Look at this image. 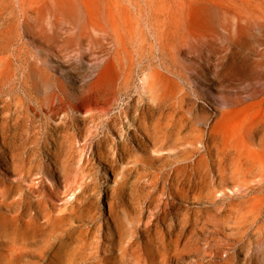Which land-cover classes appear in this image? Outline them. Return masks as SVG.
<instances>
[{
	"label": "rangeland",
	"instance_id": "1",
	"mask_svg": "<svg viewBox=\"0 0 264 264\" xmlns=\"http://www.w3.org/2000/svg\"><path fill=\"white\" fill-rule=\"evenodd\" d=\"M251 1L0 0V58L1 60L13 58L16 63V65L7 66V69L20 74L27 68L25 62H28L36 74H47L59 79L70 92H75L79 96L80 113L78 115L84 117L80 120L85 125V132L83 137H75L74 148L76 151L81 149L82 157L90 153L91 160L83 162L81 159L79 162L71 163L69 168H62V158L57 157L58 147L50 139L47 142L49 151L43 153L42 150H45L43 147L42 150L32 151L33 159L48 155V167L53 169V173L43 175L41 186H44L49 199L61 205L68 204L80 192L82 195L80 200H83L88 205L89 212L96 216L102 246L107 242L105 236L108 233H114L116 228L129 232L137 229L138 225L148 226L144 227V235L137 239L138 246L127 250L133 263L161 264L158 262L157 255L151 256L142 247L146 245V233L161 231V225L154 220L151 224V220L163 207L168 206L172 211L180 210L181 213L190 210L188 213L191 219L195 216L193 212H200V210L206 212V220L200 222L202 226L195 228L201 238L209 236L211 254L217 249L210 259L212 264H264V238L261 239L264 237V131H262L264 127V0ZM64 2L74 4L78 11L76 18L69 13V17L66 15L67 9ZM256 7L259 12L255 9ZM109 19L113 21L109 22ZM231 19H235V23ZM102 22H106L107 25ZM98 24L111 30V36L115 39L118 38L123 42L125 39L124 49L126 50L121 49L117 54L110 56L103 55L100 57L102 60L94 61L87 47V39H79L76 31L81 25L82 29L88 31L93 37H97L101 28ZM83 25H85L84 28ZM114 25L116 28L119 27L118 30L115 29V33L112 32ZM123 30L126 32L124 33ZM128 38L130 41L127 40ZM186 40L204 41V45L199 48L201 51L193 48L195 50L191 54L187 49H178V45ZM210 41L213 48L210 44L207 46ZM209 55L210 58H208ZM160 57L169 64L175 61V65L177 63L176 66L182 73L185 71V74L194 75L200 71L207 73L205 79L196 77L191 79L190 83L185 82L184 79L175 81L165 79L166 83L167 81L169 83L163 82L166 84L164 89L169 93L168 96L173 95L176 101L182 96L183 91H187L189 96L192 95L190 96L192 100L188 97L184 100L186 103L184 105L190 107L193 113L186 114L188 123L192 122V115L200 114L202 109H205L212 115H219L225 111L226 113L222 112V115L224 117L228 115L226 117L228 129L237 128L236 130L243 133V137L245 136L243 138L245 142H247L245 134L255 127L254 130L261 129L259 138L263 139L256 137L257 143L254 147L252 146L259 155L257 157L255 154L254 157L255 165L252 173H255L251 175L250 172L246 177L240 178L241 190L247 192V195L241 199L256 195L260 197L259 202H263L255 209L258 212V220L255 224L249 222L248 213L226 206V199L221 203L212 204L210 209H207L206 203L199 199L190 201L177 196L171 197L172 205L165 204L164 198L168 197L162 193L161 187L167 183V180L162 181L159 176L178 162L177 159L172 158L171 144L165 142L164 146H159L153 133L151 135L135 127L131 121L128 123L120 112V107L126 100L130 101V108L136 103L135 86H138L140 68L148 63H158ZM106 59H113L114 63L105 62ZM97 61L100 62L99 67L95 66ZM132 61L133 70L129 65ZM2 62L0 66H4ZM117 62L122 63V68L117 66ZM116 71L120 73V78H123L124 73L130 74V77L128 76L126 96L124 98L120 96L117 101H114L104 95L102 81L114 75ZM178 82H181L180 85ZM50 83L54 84L58 81L52 79ZM173 83H177L174 84V90ZM170 86L172 87L169 88ZM36 88L38 90H35L34 95L39 98L44 94L45 85L43 82H38ZM194 91L199 97H196ZM13 94H3L2 98L10 102V96ZM191 104H193L192 107ZM67 113L74 112L68 110ZM36 118L35 124H38L42 136L41 124L45 121V117L37 116ZM64 119L68 121L69 116ZM57 121L58 119L52 121V126ZM208 125L209 122L204 124L206 127ZM241 127L245 130L243 131ZM51 130L53 132V129ZM60 132L63 133V130L61 129ZM68 132L70 133L71 129H68ZM59 134V131L55 133L58 139H60ZM261 141L262 144H260ZM35 144L30 142L28 148ZM98 146L104 153L101 156L97 154ZM126 146L132 149L130 155L123 154L122 149ZM7 149L8 147L0 142L1 189L8 183L14 182L17 176L16 170L9 166L10 160L5 157L4 153ZM153 172L159 174L156 181H150L149 177ZM36 176L32 175L25 180L24 184L36 187L39 183ZM58 176L60 179L65 178L66 182L60 183ZM152 184L153 187H151ZM227 185L232 190L236 189L230 178ZM227 193L231 192L227 191ZM120 194L127 206V216L124 217L121 215L120 208H113L112 205L116 202L121 204ZM110 205L113 214L111 217L109 216ZM217 205L220 206L216 207ZM205 222L209 224V230H202L206 225ZM259 224H262L261 229L258 234H254ZM258 239L260 242H256ZM199 244H203V241L199 240ZM249 247H252L251 254ZM101 250V254L115 255L117 253V250ZM194 260L195 257L186 256L163 264H196Z\"/></svg>",
	"mask_w": 264,
	"mask_h": 264
},
{
	"label": "bare ground",
	"instance_id": "2",
	"mask_svg": "<svg viewBox=\"0 0 264 264\" xmlns=\"http://www.w3.org/2000/svg\"><path fill=\"white\" fill-rule=\"evenodd\" d=\"M255 2L257 1L255 0ZM64 3L65 9H67L66 15L68 16L69 13L75 17L78 11L74 4L71 2ZM127 9L129 8L127 7ZM255 9L258 11L257 7ZM110 20L113 21L109 19V22ZM231 20L235 23V19ZM105 23L103 24L105 25ZM104 25L101 27V24H98V27L101 28H99L100 34L97 37H93L88 31L82 29L81 25L78 27L79 30L76 31L79 39H87V47L93 55L94 61L102 60L100 57L103 55L110 56L111 54H117L121 49L126 50L124 49L126 47L124 44L125 39L124 42L118 38L115 39L111 36V30L109 31ZM84 27L85 25H83ZM118 28L114 25L112 32L115 33V29L118 30ZM203 42L186 40L178 45V49H187L192 54V51L195 50L193 48H198V51H201L199 48L204 45ZM209 44L211 46V41L207 46ZM205 48L206 46L203 50ZM209 51L211 52V50ZM127 53L130 52L127 51ZM208 58H210V55ZM104 61L114 63L113 59ZM1 62L4 63V66H0V142L8 147L4 154L7 160L11 162L9 166L16 170L17 176L14 182L5 184L4 188H0V264H136L129 258L127 250L138 246L137 239L144 235L145 228L148 226H144V228L138 225L137 229L129 232L116 228L114 233H108L105 236L107 242L102 246L96 216L90 213L88 205L80 200L82 196L80 192L75 195L72 201H68V204L61 205L49 199L44 186H41L43 175L47 176L53 173V169L48 167V155L33 159L32 151L42 150V147L45 148V150H42L43 153L49 151L50 148L47 142L50 139L58 147L57 157L62 158V168H69L71 163L79 162L81 159L83 162L91 160L90 153L82 157L80 155L81 149L76 151L74 148L75 137H83L85 132V125L80 120H83L84 117L78 115L80 113L79 96L75 92H70L59 79L47 74H36L28 62H25L27 68L20 74L7 69L9 65H16L13 58L4 60L0 58V64ZM207 62L209 63V61ZM121 65V62H117V66L122 68ZM129 65L132 66L133 70V61ZM176 65L175 61L169 64L160 57L158 63H148L140 68L138 86H135L136 103L130 108V101L126 100L123 106L120 107V112H122V116L126 121L128 123L131 121L135 127L141 128L148 134L152 135L153 133L160 144L159 146L169 142L171 144L170 148H172V158L178 160L171 168L163 171L160 176L158 173H151L150 181H156L158 176L162 181L167 180V183L161 187V191L168 197L164 198V202L169 206L172 205L170 199L174 196L183 197L190 201L199 199V201L206 203L207 209H210L212 204L221 203L226 199V206L248 213L250 215L249 222L255 224L258 220V212L255 209L263 202L260 203V197H256V195L241 199L247 195V192L241 190L240 178L246 177L254 169L256 152L253 147L257 143L256 137L259 138L261 129L259 131L257 128L256 131L254 130L255 127L250 132L246 131L248 133L245 134L247 141L245 142V139H243L245 136L243 137V133L237 131V128L235 130L228 129L229 124L226 119L228 115L222 110V112H225L226 117L222 115V112L219 115H212L209 111L202 109L200 114L195 113L192 115V122L188 123L186 114L193 113H191L190 107L184 105L186 104L184 100L186 97L191 99L190 96L192 95L189 96V93L184 89L186 92H181L182 98L180 97L176 101L173 95L168 96L169 93L165 91L164 85L166 86L169 83V81L166 83L165 79L171 81L184 79L185 82L190 83V80L196 77L205 79L207 73L200 71L196 75L192 73L185 74L186 71L182 73ZM95 66L99 67L100 62L97 61ZM119 74L116 71L114 75L112 74L102 81L104 95L114 101H117L120 96L124 98L127 94L126 88L130 74L124 73L123 78H120ZM52 79L58 81V83L49 84ZM38 82H43L45 85L44 94L39 98L34 95ZM174 84L177 83H173V90L175 88ZM11 93L14 94L10 96V102L4 97L2 98L3 94L10 95ZM193 93L196 97H199L196 91ZM68 110L74 113L68 114ZM37 116L45 117V121L41 124L42 136L38 124H35ZM66 116H69L68 121L64 119ZM57 119L58 121L52 126L51 122ZM207 122H209V125L206 127L204 124ZM243 126L246 125L243 124ZM262 128L264 129V127ZM51 129H53V132ZM61 129L63 133L60 132ZM68 129H71L70 133ZM263 129L262 131H264ZM58 131L60 139L55 135ZM259 139L262 140L263 138ZM30 142L36 144L29 149L28 144ZM260 144H262V141ZM122 151H124V155H130L132 149L130 146H126ZM97 154L99 156L104 154L99 146ZM257 164L259 165V163ZM260 170L262 169L260 168ZM32 175H37L36 179L39 183L36 187L24 184L25 180ZM58 178L60 179L59 176ZM229 178L232 180L235 190L227 185ZM65 182V178L60 179V183ZM151 187H153V184ZM227 191L231 193L229 194ZM218 196L220 197L218 198ZM119 198L121 204L116 202L112 204L113 208L119 207L122 217L127 216V206L124 204L122 194ZM109 209V216L111 217L113 215L111 205ZM228 210L230 211V209ZM189 211L186 210L185 213H181L180 210L172 211L168 206L163 207L151 220V224L154 220L161 225V231L156 230L153 233L148 232L145 234L146 245L142 247L144 251H148L151 256L157 255L158 262L161 264L186 256L195 257L196 264H212L210 259L213 254L215 255L217 249L213 250V254H211L209 236L201 238L196 231L197 228H195L196 226H202L200 222L206 220L207 214L203 210L193 212L195 216L194 219H191ZM205 223L206 225L202 230H209V224ZM261 226L262 224L256 226L254 234H258ZM263 238L261 237V239ZM199 240H202L203 244H199ZM256 242H260V239ZM101 249L117 250V253L115 255L101 254ZM249 249L251 254L252 247H249Z\"/></svg>",
	"mask_w": 264,
	"mask_h": 264
}]
</instances>
